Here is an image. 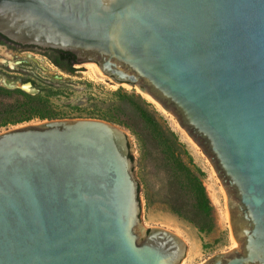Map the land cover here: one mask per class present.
I'll list each match as a JSON object with an SVG mask.
<instances>
[{"label": "water", "instance_id": "obj_1", "mask_svg": "<svg viewBox=\"0 0 264 264\" xmlns=\"http://www.w3.org/2000/svg\"><path fill=\"white\" fill-rule=\"evenodd\" d=\"M0 33L151 93L230 194L241 248L208 264H264V0H0ZM192 252L145 226L120 126L61 118L0 132V264H188Z\"/></svg>", "mask_w": 264, "mask_h": 264}, {"label": "rangeland", "instance_id": "obj_2", "mask_svg": "<svg viewBox=\"0 0 264 264\" xmlns=\"http://www.w3.org/2000/svg\"><path fill=\"white\" fill-rule=\"evenodd\" d=\"M0 51L1 86L33 95L50 87L53 94L49 106L56 117L53 119H103L126 132L145 226L163 227L183 237L193 250L188 264H208L217 254H229L241 248L230 222V194L216 164L161 102L162 107L144 92H133L108 82L96 67L84 69L81 62H75L74 71L68 72L50 55L28 53L1 43ZM137 96L144 101L140 102ZM145 111L152 124L143 117ZM39 121L42 120L34 118L0 126V132ZM183 166L201 177L213 206L210 214L198 209L193 182L183 172Z\"/></svg>", "mask_w": 264, "mask_h": 264}, {"label": "trees", "instance_id": "obj_3", "mask_svg": "<svg viewBox=\"0 0 264 264\" xmlns=\"http://www.w3.org/2000/svg\"><path fill=\"white\" fill-rule=\"evenodd\" d=\"M50 57L62 69L68 72L74 71L73 65L76 62V56L73 53L56 49ZM52 94L50 87L44 88V93L33 95L21 89H8L0 85V126L27 122L34 118L41 120L56 118L49 106V98ZM119 94L124 97L128 96L121 92ZM136 98L140 102L144 101L141 97L137 96ZM142 115L146 122L153 123L146 111L142 112ZM183 167V172L188 174L193 182V192L196 195L198 209L203 214H210L213 206L201 177L188 166Z\"/></svg>", "mask_w": 264, "mask_h": 264}, {"label": "flooded vegetation", "instance_id": "obj_4", "mask_svg": "<svg viewBox=\"0 0 264 264\" xmlns=\"http://www.w3.org/2000/svg\"><path fill=\"white\" fill-rule=\"evenodd\" d=\"M0 43L8 45L9 47L15 48V49L41 50L43 52H47L49 55L53 54L54 50H56V49H51V48L43 49V48H39V47L34 46V45H24V44H21V43H17L15 41L10 40L6 36L2 35L1 33H0Z\"/></svg>", "mask_w": 264, "mask_h": 264}, {"label": "bare ground", "instance_id": "obj_5", "mask_svg": "<svg viewBox=\"0 0 264 264\" xmlns=\"http://www.w3.org/2000/svg\"><path fill=\"white\" fill-rule=\"evenodd\" d=\"M2 54V52L0 51V55ZM6 56V55H5ZM97 69V68H96ZM145 93V95L148 97V98H150V99H152L153 101H155L156 102V104H158L160 107H162V105H161V103L151 94V93H149V92H144ZM228 215V214H227Z\"/></svg>", "mask_w": 264, "mask_h": 264}]
</instances>
